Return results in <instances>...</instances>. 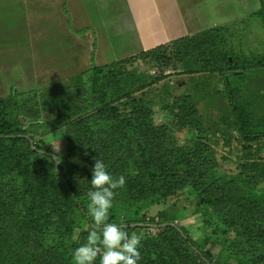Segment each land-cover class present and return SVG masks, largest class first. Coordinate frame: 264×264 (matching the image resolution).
Masks as SVG:
<instances>
[{"label": "trees", "instance_id": "obj_1", "mask_svg": "<svg viewBox=\"0 0 264 264\" xmlns=\"http://www.w3.org/2000/svg\"><path fill=\"white\" fill-rule=\"evenodd\" d=\"M258 1L260 9L245 20L140 55L161 69L181 60L192 74L220 76L245 141L241 152L264 150L251 143L260 138L258 128L264 130V112L257 119L255 111L235 103L243 85L264 73V52H245L241 39L252 23L264 32V0ZM240 26L245 28L236 32ZM136 60L92 67L69 80L72 90L57 83L0 100V264H73L72 252L94 230L86 209L95 158L114 176H126L109 222L142 237L139 264H264V190L219 172L213 129L202 126L194 96L162 104L167 121L155 122L154 110L135 95L160 78L146 83L128 73ZM49 111L53 115L46 119ZM56 131L63 136L57 152L41 137ZM182 131L188 138L180 143L176 133ZM37 151L58 155L57 168L52 157ZM167 203L160 214L147 216L149 208ZM185 203L202 218L197 240L169 217L177 205L189 210ZM167 224L175 227H162Z\"/></svg>", "mask_w": 264, "mask_h": 264}, {"label": "rangeland", "instance_id": "obj_2", "mask_svg": "<svg viewBox=\"0 0 264 264\" xmlns=\"http://www.w3.org/2000/svg\"><path fill=\"white\" fill-rule=\"evenodd\" d=\"M191 3L192 8L189 9L183 0H180L181 8L184 5L183 15L186 23L194 30H196V22L194 23L196 19L197 26L201 25L204 27L203 30H208L228 26L242 19L245 20L247 16L258 10L254 8L259 7L257 0H255L254 8L253 3L249 1V9L247 10L240 6L237 0H204L201 5H199L198 0H191ZM81 4L89 6L88 0H82ZM18 10L19 15L25 14L22 8H18ZM6 12L12 14L13 11L6 10ZM104 12L106 22H111V17L117 14V11L109 10L107 6ZM120 12L124 15L123 12L125 11L121 9ZM17 14L18 12L14 11L15 19L11 18L13 17L12 14L3 23L0 21V100L7 99L13 93L44 92L49 86L57 83H66L72 90L69 80L92 67L108 66L124 59L136 57L137 60L133 64L127 65L128 73H133L139 77L141 82L147 81L146 83L160 78L158 83L146 87L143 92H138L135 95L136 99H143L154 110L155 122L162 124L167 121V118L160 111L162 104H169L177 97L194 96L198 102L196 109L202 118V126L213 129L210 137L213 139L211 144L219 172L231 177L240 175L241 181L245 184L255 186L259 191L264 190V171L262 169L264 168V150H247L251 153L248 155L244 153L247 151L241 152L245 141L234 125L235 120L231 113L233 107L229 106L230 103L224 94L220 76L211 78L203 73L192 74L186 61L181 60H172L170 64L165 66V69L152 65L148 61H143L140 55L148 52V50L142 51L144 47L141 44L138 47L133 39L137 36L134 33L136 31L134 25H126L130 28L129 32L121 31V29L124 30V24H118L114 29L113 23V25L104 23L107 26L90 28L93 33L87 32L85 28L77 29L80 26L74 27V31H82V33L76 36V33L62 32V36L59 37L62 41H57L59 38L57 40L55 38L54 43L36 40L33 44L34 50L39 53L43 48V53L33 59L30 57L32 40L25 38L27 31L22 34L26 42L20 41L23 38H19V42L12 44L13 42L10 40L19 37L20 25L17 22H20L21 19ZM192 16H194V20ZM87 17L93 24H102L92 20L90 16ZM22 20L25 23L27 19L22 18ZM243 28L245 27L240 26V29L237 28L235 31L240 32ZM96 32H102L100 37ZM2 34L8 40H2ZM142 36H146V34H142ZM262 38H264L263 30L256 23H252L247 30L242 31L241 39L244 51L263 53L264 49L260 47ZM168 43L161 41L154 49ZM243 86L244 88L235 103L255 111L254 118H261L264 112V73L261 76H254ZM221 90L223 94H220ZM255 103H258L261 108L257 109L256 106L254 108ZM50 113L51 111L47 113L48 118L46 119L53 115ZM258 129L260 138L251 143L254 149L258 148V145L259 149H263L264 136L262 135L264 130ZM60 132L56 131L49 136H44L45 133L41 132V137H45L44 142L55 152L63 146V136ZM176 137L182 143L188 138V134L186 131H182L176 133ZM254 166H257L256 170L252 169ZM168 205L167 203L163 206L149 208L147 216L153 217L160 214L169 207ZM187 206L188 204L185 203V206L182 207ZM188 208L189 210L184 213L177 205L179 211L175 213L173 211L169 217L175 219L174 224L178 223L175 225L184 227L191 237L197 240L201 237L202 218L199 214L194 216V209Z\"/></svg>", "mask_w": 264, "mask_h": 264}, {"label": "crops", "instance_id": "obj_3", "mask_svg": "<svg viewBox=\"0 0 264 264\" xmlns=\"http://www.w3.org/2000/svg\"><path fill=\"white\" fill-rule=\"evenodd\" d=\"M81 1L82 0H0V21L3 23L5 20L9 19V16L12 14L13 17L11 18H14V11L18 12L17 16L21 19L20 22H17L20 25V29L18 30L19 37L10 40L13 42L12 44L17 43L19 38H23L20 41L26 42L22 34H25L27 31L25 38L26 40H32V54H30V57L33 59L35 56L43 53V48L39 53L34 50L33 44L36 40L54 43V39L56 38L57 40L61 37L62 32L67 34L76 33L77 36L81 34L82 31H74V27L79 26L80 28L77 29L85 28L87 32L93 33L91 31L92 27L107 26L104 25V23H113L114 29L118 24H124V30L121 29V31L124 32H129L128 30L130 29L128 28L129 26L127 27L126 25H134L136 30L134 33L137 36H133V39L138 47H140V44L144 47L142 51L154 49L161 41L170 43L180 38L204 31V27H201V25L197 26V19L195 21L194 16H192V18L194 23L196 22V30L187 25L183 15L184 5L183 8H181L180 0H88L89 6H84L81 4ZM203 1L204 0H198V2H200L199 5H201ZM237 1L239 5L246 8V10L249 9V1L253 3V8L255 5V0ZM183 2L187 8H192L191 0H183ZM106 6L109 10L117 11V14L111 17V22L105 21L104 10ZM17 7L22 8L25 14L19 15ZM121 9L125 11L123 12L124 15L120 12ZM254 9L259 10L260 4L259 7L257 6ZM6 10L13 12L9 14ZM87 16H90L92 20L96 22L99 21L103 25L91 23ZM22 18L27 19L25 23ZM114 29L112 30L114 31ZM115 31L119 33V31ZM96 33L100 37L102 32ZM3 34L2 40H8L6 37H3ZM142 34H146V36H142ZM57 41H62V39L59 38Z\"/></svg>", "mask_w": 264, "mask_h": 264}, {"label": "clouds", "instance_id": "obj_4", "mask_svg": "<svg viewBox=\"0 0 264 264\" xmlns=\"http://www.w3.org/2000/svg\"><path fill=\"white\" fill-rule=\"evenodd\" d=\"M56 163L60 157L54 156ZM132 175L135 171L132 170ZM90 187L87 191L86 215L94 230L88 233L84 244L75 248L71 259L73 264H139L142 237L129 235L118 223L109 222L117 190L126 184V176H114L102 159L95 158L91 168ZM95 229H99V235Z\"/></svg>", "mask_w": 264, "mask_h": 264}, {"label": "water", "instance_id": "obj_5", "mask_svg": "<svg viewBox=\"0 0 264 264\" xmlns=\"http://www.w3.org/2000/svg\"><path fill=\"white\" fill-rule=\"evenodd\" d=\"M27 138V137H26ZM30 146H31V149L32 150H35V148H34V144L32 143V141H30ZM39 154H41V155H45V156H50V157H54V155L53 154H50V153H47V152H43V151H37ZM54 160V162H55V167L57 168V166H58V164L56 163V161H55V159H53ZM145 227L147 226V225H144ZM166 226H171V227H175V225H171V224H167V225H163L162 227H166ZM151 228H155L154 226H152Z\"/></svg>", "mask_w": 264, "mask_h": 264}]
</instances>
